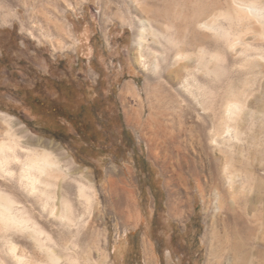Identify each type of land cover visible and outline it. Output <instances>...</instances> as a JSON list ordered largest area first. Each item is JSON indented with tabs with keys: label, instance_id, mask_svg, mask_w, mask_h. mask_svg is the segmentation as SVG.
<instances>
[{
	"label": "rangeland",
	"instance_id": "rangeland-1",
	"mask_svg": "<svg viewBox=\"0 0 264 264\" xmlns=\"http://www.w3.org/2000/svg\"><path fill=\"white\" fill-rule=\"evenodd\" d=\"M79 1V4L74 0L62 2L60 9L75 39L70 48H59L38 30L28 2L0 0V33L13 32L7 39V54L13 64L10 69L0 65V140L11 130L24 145L30 138L48 144L51 147L48 149L69 173L54 180L55 187L48 188L47 192L56 196L54 203L20 185L18 171L7 176L0 173V189L5 191L6 185L16 183L23 205L32 208L39 225L60 246L57 249L64 256L63 264H146V248H153L155 253V258L148 260L150 264H184L177 251L157 247L149 233L153 195L145 191L146 183L135 169L134 159H96L87 163L78 152L82 144L68 143L64 130L63 134H56L58 126L50 117L52 112L41 110L65 103L59 92L45 88L50 82L65 81L71 75L87 83L98 81L105 85L107 94L117 95L124 124L155 172L156 184L161 189L163 221L184 225L191 218L189 223L198 225L197 248L191 264H230L224 260V252L235 222L249 199L246 212L249 217L256 215L261 206L259 199L264 196V77L262 70L254 66L253 58L245 60L246 63V55L240 56L247 51L250 56L263 53L264 38L251 31L249 20L240 25L234 19L230 37L232 41L240 39L241 43L230 50L220 47L218 52L222 55L211 71L205 66L198 71L194 64L197 81L191 80L190 87H183L184 82L170 79L168 72L165 74L163 59L169 47L166 41L158 36L155 40L151 35L141 36L142 17L138 12L114 0ZM248 1H258L264 9V0ZM106 4L109 10L105 9ZM5 15H9L7 24L2 23ZM93 61L95 65H91ZM225 66L231 70V96L226 95L222 81ZM35 80L42 83L43 89L29 98L24 92L33 87ZM126 83H131L133 88L129 92L126 88L124 94ZM230 101L238 103L228 121L233 128L232 140L221 149H203L204 144L208 147L210 132L224 125V107ZM171 113L182 124L174 131L176 140H181L180 148L175 147L174 138L161 134L155 127L154 119L171 127ZM159 114L165 117H157ZM126 115L134 116L131 123ZM26 154L21 153L22 159ZM110 176L131 179L136 191L138 223L124 224L113 207L111 194L104 188ZM81 178H85L93 194L91 212L87 211L88 204L79 199L76 183ZM67 184L75 186L72 191L65 188ZM170 195L175 206L187 202L185 213L174 206V213L169 212ZM63 199L74 206L70 218L63 215ZM53 204L55 215L49 208ZM7 240L8 235L0 229V264H19L10 254ZM19 244L26 246L29 255L33 253L29 239Z\"/></svg>",
	"mask_w": 264,
	"mask_h": 264
},
{
	"label": "bare ground",
	"instance_id": "bare-ground-1",
	"mask_svg": "<svg viewBox=\"0 0 264 264\" xmlns=\"http://www.w3.org/2000/svg\"><path fill=\"white\" fill-rule=\"evenodd\" d=\"M6 1L15 3L20 0ZM66 1L67 0H24V3L28 2L32 7L30 16L36 18L38 30L43 32L45 38L53 41L59 48H70L72 41L75 39L74 31L68 24V21L65 20L64 13L60 9L62 2L65 3ZM74 1L76 4L80 2L79 0ZM114 1L124 6H129L140 14L142 17L140 23L142 37L151 35L155 40L158 36L166 41L169 47L166 52L164 51L165 57L163 60L166 66L165 74L168 72L167 76L170 79L175 78L176 81L184 82L183 87H190L191 80L195 79V81H197L196 74L194 73L195 70L193 71L192 69L194 64L197 70L205 66L208 71H211L212 66H215L222 55L218 52L220 47H225V49L230 50L241 43L240 39L232 41L233 39L231 40L230 37L232 36L231 30L234 19L236 22L238 21L240 25H245L246 20H249L250 24H252L251 31L258 35L259 38H264V9L258 1ZM104 7L109 10L107 4ZM8 19L9 15H5L2 19V23L7 24ZM143 43L144 41L140 39V46H143ZM247 52H243L240 56H244L243 54L246 55L244 61L253 58L254 66L262 70L261 75L264 77V52L255 53L253 54L254 56L251 54L252 57L249 52L248 54ZM156 56L158 55L155 53V57ZM223 72L224 80L222 81L225 85L226 95L231 96L233 94L231 86L232 75L229 66H225ZM126 88H128L127 92L132 90L130 85L125 86V92ZM167 92L172 93L171 90ZM237 108L238 103L236 102L230 101L226 103L223 117L225 123L222 126L218 125V129L212 130L209 135L206 134L208 135L207 139L209 142L206 143L208 147L203 143V149L209 150L210 147L214 150L221 149L223 145L225 146V144L230 141L233 128L229 125L230 123L228 124V121L232 119L234 111ZM126 117L127 122L131 123L134 116L131 117L126 115ZM157 117L162 119L165 115L159 114ZM169 119L172 120V122L169 123L171 127L169 125L165 127L161 124V121L154 119L156 123L155 127L161 131V134L163 133L165 136L169 134L171 138H174L175 147L180 148L181 140L178 138L176 140L174 131L176 126L179 128L182 124L179 123V118L177 119L173 113L169 114ZM4 135L5 138L0 140V173L6 174L7 176L8 174L13 175L14 171H18L17 181L20 185L29 189L31 194H41L42 197L45 196L48 201L53 200L54 203L56 196H51L47 190L50 187H55L54 180L58 179L60 176L67 177L69 173L68 170L62 167L60 161L54 156L53 152L48 149H51L50 145L39 142L33 138L28 139L27 144L24 145L18 135L11 130L5 132ZM193 140L194 139L191 138V141ZM22 152L27 153L23 159L21 155ZM74 172L76 173L78 170H74ZM230 182H232V179H230ZM76 184L79 199L88 204L87 211L91 212L93 194L89 191V185L85 184V178H81L80 182L78 181ZM74 187L75 186L69 184L65 185V188L69 191H72ZM104 188L113 191L112 205L120 214L124 224L134 225L138 219V211L132 182L124 178L122 180H117L109 177L105 182ZM18 192L19 189L16 183L6 185L5 191L0 189V229L8 235L7 241L10 254L19 264H63L62 260L64 256L59 251L60 246L58 248V244H54L49 233L47 234L39 225V222L36 220V214L32 208L30 209L23 205L24 201L18 196ZM222 196H224V194ZM62 201L64 206L63 215L64 217L70 218L71 214L73 215L74 206L68 199H63ZM259 201L261 206L258 213L253 217H249L247 214L248 212H246V207L251 203V199L248 200V204L243 209V213L235 222V226L232 230L233 233L231 232L232 238L229 239L226 252L222 250L225 253L224 260H228L229 263L231 262L230 264H264V196L260 197ZM47 205L48 203L46 206ZM49 208H51V214L55 215L56 205L53 204V206ZM25 239L32 241L34 251L31 255L27 253L26 246L23 247L24 245L22 246L19 244L25 243ZM221 255L222 254H220V256ZM154 256L152 249L147 250V261L153 260L155 258Z\"/></svg>",
	"mask_w": 264,
	"mask_h": 264
},
{
	"label": "flooded vegetation",
	"instance_id": "flooded-vegetation-1",
	"mask_svg": "<svg viewBox=\"0 0 264 264\" xmlns=\"http://www.w3.org/2000/svg\"><path fill=\"white\" fill-rule=\"evenodd\" d=\"M9 36H13L12 31L0 33V65L7 69L13 64L7 54ZM91 65H95V61ZM79 79L80 77L73 79L71 75L65 81H52L46 85V89H54L64 96L65 103L54 108L45 106L41 110L52 112L50 117L58 126L56 134L61 135L64 130L68 143L82 144V149L78 152L87 163L96 159H134V167L141 172V179L146 183L145 191L153 195L150 202L152 216L149 220V233L154 243L167 251H177L182 263L191 264L197 248L198 225L196 222L187 223L183 229L178 222L163 221L159 197L161 189L156 184L155 172L142 156L133 133L124 124L117 95L107 94L103 83H87ZM42 89V83L35 80L33 87L25 89L24 94L34 98ZM161 231L163 235L160 234ZM185 259L188 261L184 262Z\"/></svg>",
	"mask_w": 264,
	"mask_h": 264
},
{
	"label": "crops",
	"instance_id": "crops-1",
	"mask_svg": "<svg viewBox=\"0 0 264 264\" xmlns=\"http://www.w3.org/2000/svg\"><path fill=\"white\" fill-rule=\"evenodd\" d=\"M127 85H130L132 88H133V86H132V84L131 83H126L125 84V86H127ZM127 91H128V88H127ZM124 94H126V92H123ZM110 177H112V178H115V179H117V180H121L122 178H117V177H113V176H110ZM109 178V177H108ZM125 180H130L131 181V179L130 178H126ZM168 181V180H167ZM132 182V181H131ZM132 185H133V183H132ZM106 190H108L109 191V193L111 194V203H113V199H112V190H110V189H106ZM135 191V190H134ZM135 200H136V191H135ZM136 202V201H135ZM173 206L174 207H176V208H173ZM136 208H137V206H136ZM169 208H170V211L169 212H173L174 213V209H176L177 211H179V212H181V213H185L186 211H187V202H184V203H182L181 205L180 204H178V206H175V204H173V200H172V195H170V197H169ZM138 211V210H137ZM171 214V213H170ZM190 221L192 220L191 218L189 219ZM138 221H139V214H138V219H137V222L136 223H138ZM190 221H186L185 222V224L184 225H182V228L184 229L185 228V225L187 224V223H189ZM135 223V224H136ZM149 249H152V251H153V253H154V250H153V248H149ZM146 250H147V248H146ZM145 250V254H146V251ZM155 254V253H154ZM145 260H146V264H150L149 263V261H147V259H146V257H145Z\"/></svg>",
	"mask_w": 264,
	"mask_h": 264
}]
</instances>
